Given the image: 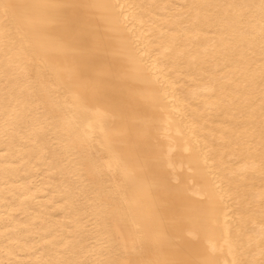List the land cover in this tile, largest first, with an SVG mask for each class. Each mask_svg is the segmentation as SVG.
<instances>
[{
  "label": "snow or ice",
  "instance_id": "1",
  "mask_svg": "<svg viewBox=\"0 0 264 264\" xmlns=\"http://www.w3.org/2000/svg\"><path fill=\"white\" fill-rule=\"evenodd\" d=\"M115 7L73 0H0V137L4 149L0 157L5 161L12 157V163L4 166L6 203L15 204L7 199L10 179L15 187L27 190L26 184L15 183L25 175L10 178L9 173L27 169L33 146L50 140L53 151L69 158L77 151L67 127L69 111L73 118L101 115L100 132H110L123 148L120 153L113 151L111 142L102 145L116 162L115 168L110 165V176L87 159L69 172L73 179L64 192L67 223L41 234L34 221L20 222L19 210L6 215L0 225V264H229L215 258L225 246L233 255L230 264H255L235 258L242 248L239 230L236 240L225 232L220 248L214 247L211 254L196 260L183 258L194 233L176 227L174 209L182 193L160 167L163 155L154 134L156 117L137 103L141 93L127 83L124 69L106 63ZM125 8L129 11L124 19L138 9L162 10L157 17L160 23L154 26L160 43L149 40L140 52L141 58L152 60L153 67L161 63V48L164 54L172 52L181 37L203 43V54L191 56L181 71L189 75L211 72L205 91L214 102L205 106L215 109L212 143L225 152L248 156L258 152L264 182V0L119 5L121 11ZM50 28L59 31L60 46L73 54V63L66 68L47 64L34 43L38 31ZM174 111L179 113V109ZM175 134L184 136L179 126ZM188 143L185 138L184 144ZM195 143L201 147L199 139ZM203 147L207 163L212 149L206 142ZM87 168L96 171L82 187V170ZM121 177L127 187L121 186ZM145 185L154 193L147 223L143 214L133 211ZM214 195L209 193V198ZM117 221L123 227H113Z\"/></svg>",
  "mask_w": 264,
  "mask_h": 264
},
{
  "label": "bare ground",
  "instance_id": "2",
  "mask_svg": "<svg viewBox=\"0 0 264 264\" xmlns=\"http://www.w3.org/2000/svg\"><path fill=\"white\" fill-rule=\"evenodd\" d=\"M18 2H52V0H18ZM73 2L116 6L114 30L107 37L110 54L106 58V63L124 69L127 83L141 93L137 97V103L156 117L154 134L160 142L163 155L160 167L170 182L182 193L174 209L177 217L176 227L184 229L186 233L188 230L194 233L189 237L192 244L183 258L196 260L203 255L211 254L214 247L220 248L225 232L236 240L239 230L242 248L236 253L235 258L260 264L264 260V232L261 230L264 226V216L261 214V209L264 208L262 203L264 182L259 175L258 152L253 156L238 151L225 152L222 147L212 143L211 133L215 128L212 115L215 109L205 106L214 102V98L205 91L211 72L189 75L181 71L191 56L203 54V43L181 37L172 52L164 54L161 48V63L153 67L152 60L141 58L140 52L145 50L149 40H152L153 44L160 43L156 39L158 30L154 26L160 23L157 17L162 10L138 9L135 15L128 14V19H124L125 13L129 10L119 9L121 4L125 6L185 4L194 0H73ZM33 39L47 64L66 68L73 63V54L60 46L61 36L57 29L38 31ZM182 51L185 54L178 57L177 53ZM17 71L19 73L21 69ZM56 83L62 86L61 82L56 81ZM83 90L81 87L80 91ZM175 109H179V113L174 111ZM100 111L102 112L103 109ZM68 120L70 123L67 127L77 151L69 158L59 150L53 151L50 140L33 146L31 164L27 169L9 173L10 178L25 175L24 180L15 183L27 185V190H21L15 187L10 179L7 199L14 200L15 204L6 203L4 191V166L6 163H12V157L10 156L8 161L0 157V225L3 224L6 215H15L19 210L22 217L20 222L34 221L36 228L43 234L59 224L68 222L69 208L66 207L64 192L69 179H73L69 176V172L79 161L85 159L95 161L106 176L112 174L109 170L110 165L115 168L116 162L112 154L102 145L111 142L113 151L120 153L123 152V148L110 132H100L103 117L88 113L76 114L73 118L72 111H69ZM177 126L184 133L183 137L176 136ZM170 138L175 139L176 142L172 143ZM185 138L189 141L187 145L184 144ZM197 139L201 142L200 148L196 147ZM205 142L207 147L212 149L207 153V163H205L206 153L203 147ZM3 151V140L0 137V152ZM15 163L19 164L20 161L16 160ZM82 171L81 179L85 184L81 186L86 187V181L92 178L96 170L87 168ZM120 181L122 187H127L122 177ZM217 185H220V188H217ZM237 192L239 195H236ZM209 193L215 195L209 198ZM153 194V191L145 185L138 201L133 205V211L143 214L146 223L153 206ZM25 213L30 214L25 216ZM113 227H123V225L117 221ZM215 258L221 262L228 261L230 264L233 255L225 246L222 252L215 253Z\"/></svg>",
  "mask_w": 264,
  "mask_h": 264
}]
</instances>
